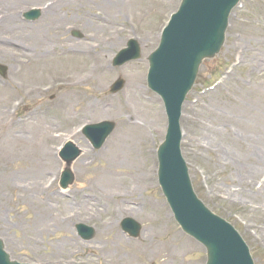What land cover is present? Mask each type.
I'll return each mask as SVG.
<instances>
[{"label": "rangeland", "instance_id": "rangeland-1", "mask_svg": "<svg viewBox=\"0 0 264 264\" xmlns=\"http://www.w3.org/2000/svg\"><path fill=\"white\" fill-rule=\"evenodd\" d=\"M181 2L0 0V65L8 69L5 79L0 76V109L3 106L9 109L15 133L31 136L29 141L21 140L20 146L34 153L33 160L39 158V152L56 151L58 168L46 172L49 176L45 187L58 196L60 207L74 217L70 229L61 226L62 229L45 233L42 224L41 228L33 230V217L40 218L41 211L28 201L39 196L28 188L20 190L18 186L24 185L22 181L27 179L22 173L34 166H29L23 159L6 166L3 163L1 171L10 175L14 186L7 190V203L0 199V240L12 261L20 264H106L107 255L108 262L116 256L121 264H206L205 248L179 227L158 183L157 151L165 139L168 121L161 98L147 85L148 58L158 48L163 29ZM32 8L39 9L41 14L38 20L29 22L23 14ZM14 18L19 20L15 27L11 25ZM31 27L41 31V36H55L57 44L90 45L95 62L96 46L102 43L106 47L104 61L108 71L102 78L101 89L97 90L95 83H89L65 91L75 92L78 97L77 112L85 105L82 98L88 96L92 102L103 100L110 105L114 110L109 115L90 117L80 114L76 118H64L61 110L64 90L57 84L42 86L35 99L28 95L33 89L28 74L32 67L28 66L27 60L36 53L32 50L37 44L28 40V29L25 35L20 29ZM77 32L83 34L84 39L77 38ZM130 40L138 42L142 58L114 68V57ZM17 60L22 63L17 64ZM64 61L61 58V62ZM91 64L86 57L79 58L76 66L88 68ZM43 69L44 75H52L51 81L63 71L61 64L50 60ZM119 78L125 80V87L113 95L110 88ZM11 81L20 86L14 96H11ZM132 83H139L144 88L145 99L151 100L137 102L142 103L139 120L155 124L160 128V136L151 134L150 141L142 146V169L152 170L151 186L139 185L138 192H130L128 198H119L131 211L119 215L115 211V201L100 210L81 202H89L84 201V196L91 193L90 184L97 176L96 169L105 167V161L99 156L123 128L121 106ZM5 96L8 99H4ZM38 110L52 120L48 135L36 133L25 124L28 115ZM105 121L114 122L116 127L102 148L94 149L82 128ZM181 127L182 154L198 197L211 212L238 231L250 248L255 264H264V0H242L233 9L221 52L202 64L196 84L184 102ZM69 142L79 151L72 161L63 160L60 155L63 146ZM148 144L153 147L152 153L147 152ZM119 167V185L123 188L120 193L125 195L128 192L124 189L137 185L130 184V175L126 174L128 165ZM64 170L72 172L73 181L67 192L62 193L60 180ZM21 196L29 200L20 202ZM151 199L165 208L154 209L148 203ZM166 216H170L169 222ZM126 218L136 220L142 227L135 239L121 229V222ZM108 220L116 224V231L124 239L120 248L107 246L110 233L108 237L101 235ZM79 224L94 230L91 241H84L78 235L76 226ZM112 248L113 252H110ZM117 260H113V264Z\"/></svg>", "mask_w": 264, "mask_h": 264}, {"label": "bare ground", "instance_id": "bare-ground-1", "mask_svg": "<svg viewBox=\"0 0 264 264\" xmlns=\"http://www.w3.org/2000/svg\"><path fill=\"white\" fill-rule=\"evenodd\" d=\"M11 25L14 27L19 25L18 18H14ZM26 29L29 30L28 40L30 43L35 42L37 44V46L34 47V50H32V52L36 51V53L27 60L28 66L32 67L28 73L29 79L31 80L30 86L33 89L28 95L31 96L32 99L37 97L35 95H40V88L42 86L57 84L62 90H64L62 94L64 107H61V110L63 109V115L66 119L72 117L76 118L77 116H80V114L85 116L91 115L90 117L109 115L110 112L114 110L110 105H106L104 103L105 101L100 100L98 102H92L89 99L90 97L87 96L82 98L85 105L80 112H77L75 110V104L78 97L75 92L65 91L69 90L71 87H82L89 83H95L96 89H101L102 78L106 76L108 71L107 65L104 61L106 47H104L102 43L96 46V49H98V55L95 62V60L92 59L94 50L90 45L80 46L74 45L73 43L57 44L58 42L55 36H52L51 38L44 37V35L41 36L42 32H39L38 29L34 27L20 29V32L25 35ZM108 42H110V40L107 41V44ZM12 47L18 49L16 45H12ZM9 51L10 50H8L7 53H9ZM17 51H19V49ZM22 57L27 58L24 56ZM86 57H89L92 66H89L88 68H79L76 66L79 58ZM61 58L65 59L63 63L61 62ZM49 60L54 63L56 62L59 65L61 64V69H63L61 73H58L60 76L54 78L53 81H51V74L44 75L43 73L44 64ZM21 63L20 60H17V64ZM10 84L12 87L11 89H13L12 95H10L14 96L20 91V86L14 83V81H11ZM145 96L144 88L139 83H132L131 87L124 94V103L121 106V121L123 128L120 132L114 135L107 148L104 149L101 156H99L105 161V167H99L96 169L97 176L90 184L91 193L85 194L84 196V201L88 200L89 202H81L82 204L85 203L86 206H91L96 210H100L103 209L104 205L111 204L115 201L117 203L113 204L115 205V211L119 215L130 213L131 211L127 203L124 204V200H119V198H128V196L131 195L130 192H138L141 189L140 186H151V180L153 178V175L151 174L152 170L150 172L142 169L143 165L141 164L140 158L144 152L142 146L150 141L151 134L155 137H159L160 128L156 127L155 124L140 121L138 118L139 111H141L139 108L142 103L138 104L137 102H140L141 99L151 102L150 99H145ZM7 97L5 96L4 99H8ZM51 121L52 120L48 119L43 112L38 110L28 115L25 124L28 128L34 130V132L45 135L49 133L47 132V129L51 127ZM14 128L15 124L10 119V111L3 106L0 109V199L3 203H7V190H9L10 186L12 188L14 186L11 182L10 175L5 171H1L3 165L5 164L6 166L9 163L14 164L17 159L26 160L27 163L30 164L29 166H34V169L22 173L27 179L26 181H22L24 185L18 186V189L26 190L28 188L30 191L36 192L39 197H35L34 199H31V201H28L29 199L26 196H21L18 200L20 202L21 200L28 201L31 206L36 207L37 210L40 209L41 217H33V230H37L39 227L41 228L42 224L45 233H51L59 227L62 229L64 226H66L67 229H70L74 217L67 209H62V207H60L58 204V196L45 187V181L49 176L47 174L48 171L57 170L58 168L56 151L53 149L52 152L49 153L42 151L40 154L39 152V158L33 160L35 156L34 153L20 146L21 140L29 141L31 140V136L24 137L21 133H15ZM29 143L30 142H28V144ZM148 145L150 146V149L147 152L152 153L153 147L150 144ZM87 154L89 153L87 152ZM129 164H131L130 167ZM125 165H128L129 167L126 169V174L129 173L130 175V184H135L137 186L135 188L124 189L128 193L121 195L120 191H122L123 188L119 185L121 175L117 173V169L120 168L119 166L124 167ZM81 166L84 167L85 164L81 162ZM44 167L47 169L43 170ZM34 175L35 177L33 178ZM66 190L67 189L62 191V193L67 192ZM18 200L16 202H18ZM3 203H1L2 206ZM148 203L154 209L165 208L153 199ZM97 212L103 214L102 211ZM165 218L167 222L170 221V216H166ZM108 233H110V243L107 246L120 248L119 246L120 244H123L124 239L118 231H116V224L110 223L109 220L104 223L103 233H101V235L108 237ZM111 234H114V236H111ZM110 252H113V248L110 249ZM105 257L106 264H113V260H117L115 256L113 257V260L108 262V256L106 255ZM114 264H121V260L118 259Z\"/></svg>", "mask_w": 264, "mask_h": 264}, {"label": "water", "instance_id": "water-1", "mask_svg": "<svg viewBox=\"0 0 264 264\" xmlns=\"http://www.w3.org/2000/svg\"><path fill=\"white\" fill-rule=\"evenodd\" d=\"M241 0H183L178 12L164 30L158 49L149 57L148 86L163 99L168 117L165 142L158 151V178L163 193L176 221L185 233L195 238L207 249V264H254L249 249L234 230L221 218L212 214L195 195L188 168L182 157V131L180 119L187 94L194 86L199 68L206 59H212L221 51L226 36L229 17ZM39 11L25 14L28 20H36ZM140 47L131 40L128 49L121 51L114 66L139 59ZM4 75L6 68H0ZM124 86L119 80L112 92ZM115 129L114 123L104 122L88 126L84 134L96 149H100ZM79 151L68 145L62 152L66 161H72ZM73 181L67 170L63 174L62 187ZM122 228L132 237H138L141 226L132 219H125ZM82 239L94 237V230L78 225ZM0 264L13 262L0 240Z\"/></svg>", "mask_w": 264, "mask_h": 264}]
</instances>
